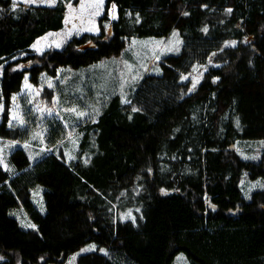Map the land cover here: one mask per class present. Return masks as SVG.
I'll return each mask as SVG.
<instances>
[{"label":"trees","instance_id":"obj_1","mask_svg":"<svg viewBox=\"0 0 264 264\" xmlns=\"http://www.w3.org/2000/svg\"><path fill=\"white\" fill-rule=\"evenodd\" d=\"M12 4L0 0L3 139L26 141L8 126L25 75L38 85L42 73L120 58L133 39L173 30L183 43L125 100L109 98L86 131L80 126L85 134L71 161L58 117L46 121L51 152L37 161L24 148L12 152L15 172L0 167V264H64L87 243L99 250L77 264H173L180 253L191 264H264V191L245 199L239 187L243 172L264 178V154L243 160L235 147L264 139V0H106L103 20L118 8L109 32L101 21L100 35L84 33L41 58L32 45L64 27L65 1ZM210 58L216 66L191 88L183 76ZM39 186L45 213L31 195ZM21 210L33 229L22 227Z\"/></svg>","mask_w":264,"mask_h":264},{"label":"rangeland","instance_id":"obj_2","mask_svg":"<svg viewBox=\"0 0 264 264\" xmlns=\"http://www.w3.org/2000/svg\"><path fill=\"white\" fill-rule=\"evenodd\" d=\"M59 1L55 0V5L59 4ZM64 1L67 5L64 27L58 31H51L36 40V42L40 41V44L36 45L35 42L31 50L32 54L37 55V58H41L47 52L61 50L74 37L82 36L84 33L100 35L102 32L101 21L109 32L111 22L118 18V8L115 5L113 10L111 5L108 10L109 18L103 20L107 12L106 0H103L99 9L85 7L83 11L81 5L96 4L99 3V0ZM14 3L15 9L24 6L25 8L26 6H49L47 0L44 2L35 0V3H28L27 0H13ZM13 4L12 10H14ZM1 10L0 15L3 12ZM96 11H99V15H93ZM113 15L116 17L115 19H113ZM88 28L93 30L87 31ZM182 43L179 31L173 30L169 36L159 39H133L120 58L108 59L81 69L60 68L55 77L48 73H42L38 85L31 82L30 74L25 75L20 91L13 94L10 102L8 126L11 129L22 130L27 138L26 141L17 142L0 137V158L3 159L0 167L11 174L15 172L10 155L19 147L24 148L33 161H37L44 153L51 152L46 147L45 138L47 134L46 121L53 117L62 119L67 127L66 136L62 139L61 144L64 147L66 159L71 161L79 148L80 139L85 134L84 130L79 131L82 128L80 126H83L86 131L89 128L88 125L95 122L107 107L111 100L109 98L121 95L125 100L131 93L134 84H137L141 77L147 73V70L161 57L178 53ZM37 47L39 51H37ZM27 54L24 53L22 57ZM29 65V62H24L17 68L22 69ZM212 66L216 65L210 58L206 64L193 67L190 73L183 76V80L189 81L191 88H195L202 81L208 68ZM4 102V97L0 94V125L5 112ZM71 109H75V111H71ZM80 113H84V115L81 116ZM235 147L243 160L258 162L264 154V139L238 141ZM246 174L243 172L239 187H241L243 197L249 199L254 192L264 191V178L251 180L247 178ZM42 193H44V188L39 186L33 190L31 195L36 208L45 213L46 207H44L45 201ZM15 215L23 228L33 229L35 227L23 210L18 211ZM85 249L91 250L85 251ZM97 250H99L98 245L87 243L72 253L64 264H77L78 257ZM100 250L103 251L102 248ZM1 260H4V255L0 251ZM173 264H191V262L185 254L180 253L177 254Z\"/></svg>","mask_w":264,"mask_h":264},{"label":"snow or ice","instance_id":"obj_3","mask_svg":"<svg viewBox=\"0 0 264 264\" xmlns=\"http://www.w3.org/2000/svg\"><path fill=\"white\" fill-rule=\"evenodd\" d=\"M28 3H35V0H27ZM41 2H44V0H41ZM49 6H54L55 5V0H47ZM103 4V0H99V3H96V4H91V5H81V10L83 11L85 7H92V8H96V9H99ZM15 3L13 4V9H15ZM112 8L113 10L115 9V5H112ZM229 12L231 11V9L228 10ZM93 15H99V11H96L93 13ZM116 17L113 15V19H115ZM91 22V21H89ZM87 31H92L93 29L92 28H88L86 29ZM47 39V38H45ZM40 44V41H37L36 42V45H39ZM36 45H34V47H36ZM59 46V45H57ZM37 51H39V48L37 47ZM27 86V85H26ZM51 86V85H50ZM193 87H195V85H193ZM13 99H15V97H13ZM71 111H75V109H71ZM80 115H84V113H80ZM15 119V117H13ZM0 163H3V159L0 158ZM91 249H85V251H89Z\"/></svg>","mask_w":264,"mask_h":264}]
</instances>
